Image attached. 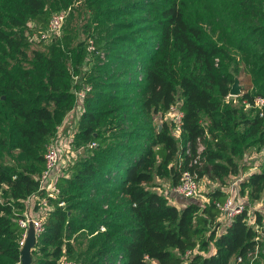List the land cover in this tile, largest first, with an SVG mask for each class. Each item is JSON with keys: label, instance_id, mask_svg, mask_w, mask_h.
Returning a JSON list of instances; mask_svg holds the SVG:
<instances>
[{"label": "trees", "instance_id": "16d2710c", "mask_svg": "<svg viewBox=\"0 0 264 264\" xmlns=\"http://www.w3.org/2000/svg\"><path fill=\"white\" fill-rule=\"evenodd\" d=\"M73 3L89 14L82 32L92 35L96 60L106 59L80 87L75 78L87 46L76 41L68 14L59 37L38 40L43 50L25 33L44 30L53 13ZM136 4L0 0V264L20 263L18 220L29 196H44L38 177L46 146L83 83L91 89L72 141L79 153L59 176L57 197L47 198L52 208L44 213L32 264H59L62 257L76 264H229L233 257L244 261L259 244L248 206L222 226L216 206L228 196L222 186L208 191L204 203L191 197L174 203L153 188L155 178L178 183L198 138L205 144L203 165L193 167L199 179L225 185L253 168L239 160L264 145V115L253 106L264 96V0H162L151 9L157 41L150 44L139 33H124L135 25L122 18L148 12L149 2ZM114 42L139 52L108 53ZM124 66L141 77L114 81ZM235 80L241 91L232 105L226 98ZM132 92L140 94L137 101ZM172 105L183 113L178 138L167 122L160 129L144 122ZM256 168L240 182L249 202L264 201V157ZM254 214L253 224L264 230L263 215Z\"/></svg>", "mask_w": 264, "mask_h": 264}, {"label": "rangeland", "instance_id": "374dc122", "mask_svg": "<svg viewBox=\"0 0 264 264\" xmlns=\"http://www.w3.org/2000/svg\"><path fill=\"white\" fill-rule=\"evenodd\" d=\"M150 3V6L148 8V12L146 11H136L133 12L131 14H129V16H125L124 18H122L123 20L126 21H131V23H134L135 25V30L134 32H129V30H124V33H132V34H137L139 33L136 37H141V39H145V41H148V44L150 43H155L157 41V32L154 29V24H155V20H154V14H156V11H154L153 13H151V9L153 6H157V4L161 3L162 0H120V4H125V3H130L131 5H137L136 3H140L141 5H143V7H146L147 4L146 3ZM77 4L73 3L71 5H69L68 8H64L62 10H65L68 14V19L67 21L70 20L71 24L73 26H75V28H77V36H76V41H85L86 46H87V57H86V65L83 67V71L81 76H77L75 79L76 81H78V86L80 87V84L84 81L86 82V79L89 75H91L95 69L99 66V63H102L104 61H106L105 57L103 59V57L100 59V61L98 62L96 60V57L98 55V53L96 51H94V49H91L89 51L88 49V45H90L92 43L93 48H94V43H93V38L91 34H86L84 32H82V26L84 25L85 20L89 17V14H85L84 10H82V12H80L79 10H75L74 6H76ZM71 8V9H70ZM70 15V16H69ZM32 25H34L33 22H29L28 23V27L31 28ZM63 27V26H62ZM102 29V28H101ZM139 29L142 30V33L139 32ZM25 33L26 35L28 34L29 36H31V39L28 38L30 40V44L32 47H34L35 49H39V50H43L44 49V44H39L37 43L38 40L36 38V36L29 34L28 30L25 29ZM122 33V32H120ZM61 35V34H60ZM103 35L105 36L106 33L103 32ZM111 45L112 49H110L108 47V53H113V55H115V53H122L123 55H128V57H131V55H135L139 52V50L137 48H133L130 46V44H116V42L109 44ZM116 45H120L119 48H117ZM122 45H125L126 49L124 47H122ZM133 49V50H132ZM132 51L133 54H131L130 52ZM130 69L132 68H128V67H121L119 68V72H114V76L113 80L114 81H118V83L121 82H125L127 79L130 80L132 79L133 82L135 81V79L141 77L140 73H136L131 75L130 74ZM134 77H136L134 79ZM76 87L74 90L78 91L79 87ZM131 93V92H130ZM131 97L133 100L137 101V99L140 97L139 93H133L129 96ZM235 96L229 95L228 98H226V100H230V102L232 103V105H236L237 104V99L233 98ZM129 98V100H132ZM128 103V102H127ZM83 102L82 103H77L75 105V107L69 111L67 113V115L64 117L63 121L61 122V124L57 127L56 133L53 136V138L49 141V143L51 142H56L58 140H62L63 141V145H67L66 150H61V155H60V166H59V174L63 173V174H67L66 171V167H68V165L70 163H72V161L75 159V157L78 155L79 150L73 145V143L71 142L73 140L74 137V133L76 132L77 129V125L83 110ZM131 110L134 113H138L137 115H139L137 106H131ZM170 116L165 113L164 115H154L151 123L148 124L149 119L145 118L144 122L146 123V125H150V126H161L162 122H167L169 127L171 126L170 124ZM48 143V144H49ZM201 143L204 145V141L203 139H201ZM261 159V155L259 153L258 150L256 149H252V150H248L245 152V154L243 155V157L239 160L240 163H245V164H249L251 165L253 168L249 169V170H240L238 176L242 179H245L247 177V175L257 169L256 165H258L259 161ZM204 162H202L203 165ZM201 165V166H202ZM65 169V171H64ZM232 181V177L230 176L226 182L224 183L225 185H221L218 180H214L211 179L209 176L205 175L203 177H201L199 179V188L197 193L191 197L190 200H195L199 203H204L206 201V193L210 190H212L214 187H223V189L225 190L227 185L229 184V182ZM155 183L156 186L153 188L154 190L165 194V195H170L171 196V202H176L177 200H179L178 196H173L172 192L169 193L171 186H170V182L168 179H163V178H155ZM236 200L238 201L239 204L242 205V207L244 206H248L249 211H248V219L247 222L248 224L253 226V229L256 231V240L259 241V244L257 245V247L255 248L254 252H252L250 255H247L246 259L242 262L241 261H237L235 259V257H233L229 264H264V257H262L261 255H264V230L263 227L261 225H254V220H255V214L254 211L258 210L259 213H261L263 215L264 218V201L260 200L257 202H249L246 196V192H241L240 191V182L237 185V193H236ZM180 201V200H179ZM52 207V206H51ZM223 227L220 226L219 230H221ZM84 237V236H83ZM85 238V237H84ZM87 242V239H85V243Z\"/></svg>", "mask_w": 264, "mask_h": 264}, {"label": "built area", "instance_id": "2783aa9c", "mask_svg": "<svg viewBox=\"0 0 264 264\" xmlns=\"http://www.w3.org/2000/svg\"><path fill=\"white\" fill-rule=\"evenodd\" d=\"M67 12L65 10L57 11L50 16L47 27L44 30L34 31L32 35L36 36L37 40L49 42L60 36L62 32V25L65 21ZM89 51L93 49L92 43L88 45ZM91 85L88 83H83L78 91H75L76 104L82 103L83 99L88 91H90ZM255 108L259 110V115H264V96H257L254 99ZM170 116L171 132L174 137H180L182 130V118L183 113L178 108L177 105H172L166 112ZM73 141V140H72ZM71 141V142H72ZM67 145H63V141L60 139L56 142H51L46 146L44 153L45 166L42 173L38 177L39 191L44 192V196H39L38 194H33L25 200V210L23 217L18 220L19 225L24 229L21 245L23 244L29 223L33 225L35 236L43 230L42 219L44 213L51 209V205L48 204L47 198L57 197L59 193V188L57 186V181L61 173L59 174L60 166V155L61 150H66ZM205 147L201 143V139L198 138L196 141V148L191 160L188 162L187 167L181 170L179 181L175 186H172L169 193L172 192L173 196H178L181 198L188 199L194 196L199 188V178L197 171L193 170L195 166H201L203 162V153ZM189 151V150H188ZM187 151V153H189ZM261 157H264V145L259 151ZM243 179L237 176H232V181L226 187L228 196L223 202H216V206L219 208L220 216L219 221L222 226L230 225L233 218L241 213L243 207L236 200L237 185ZM4 187H0V200H1V190ZM170 196V195H167ZM171 197V196H170ZM207 201V199H206ZM59 205H63L61 202ZM103 229V228H101ZM251 253H248L250 255ZM241 257L237 258V261H241ZM59 264H76L72 260H68L62 257L59 260Z\"/></svg>", "mask_w": 264, "mask_h": 264}, {"label": "water", "instance_id": "95a60500", "mask_svg": "<svg viewBox=\"0 0 264 264\" xmlns=\"http://www.w3.org/2000/svg\"><path fill=\"white\" fill-rule=\"evenodd\" d=\"M240 88L241 87L238 81L235 80L230 88L229 95L237 96L241 91ZM158 129H160V126L158 127ZM35 241H36V236L34 233V228H33V225L29 223V227L27 230L25 240L23 244L21 245V249H20V263L19 264H32L33 259L31 255V250L33 246L35 245Z\"/></svg>", "mask_w": 264, "mask_h": 264}]
</instances>
